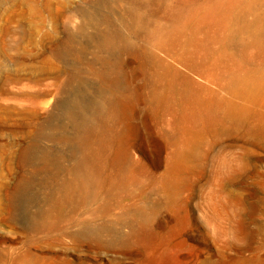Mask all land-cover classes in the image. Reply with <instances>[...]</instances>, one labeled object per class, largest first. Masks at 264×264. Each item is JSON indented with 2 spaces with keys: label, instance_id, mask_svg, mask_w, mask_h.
Masks as SVG:
<instances>
[{
  "label": "rangeland",
  "instance_id": "rangeland-1",
  "mask_svg": "<svg viewBox=\"0 0 264 264\" xmlns=\"http://www.w3.org/2000/svg\"><path fill=\"white\" fill-rule=\"evenodd\" d=\"M0 264H264V0H0Z\"/></svg>",
  "mask_w": 264,
  "mask_h": 264
},
{
  "label": "bare ground",
  "instance_id": "bare-ground-1",
  "mask_svg": "<svg viewBox=\"0 0 264 264\" xmlns=\"http://www.w3.org/2000/svg\"><path fill=\"white\" fill-rule=\"evenodd\" d=\"M106 41L108 43H114L112 38H107ZM79 106V105H78ZM82 107V106H81ZM101 108V107H100ZM100 108L98 107L97 110L95 112H93L92 114H90L89 117L83 119L79 124H78V130H79V137H83V139L85 138L86 141L90 139V137H93L94 134L97 131L98 125H99V114L101 112ZM108 109V108H107ZM91 112V111H90ZM104 114L108 115H112V114H117V110H113L111 112H109L108 110L105 109ZM32 148L29 147V149L26 150V154L29 155V151ZM31 156V155H30ZM88 157L87 155H84L81 157L80 161H79V172H82L81 175V180L86 183L89 184L93 181V173L90 169H88ZM23 196V195H22Z\"/></svg>",
  "mask_w": 264,
  "mask_h": 264
}]
</instances>
